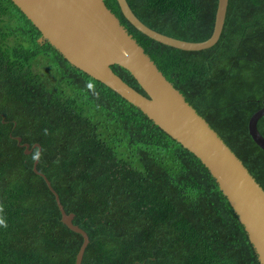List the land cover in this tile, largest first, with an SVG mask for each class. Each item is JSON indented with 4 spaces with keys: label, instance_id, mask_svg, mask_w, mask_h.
<instances>
[{
    "label": "trees",
    "instance_id": "16d2710c",
    "mask_svg": "<svg viewBox=\"0 0 264 264\" xmlns=\"http://www.w3.org/2000/svg\"><path fill=\"white\" fill-rule=\"evenodd\" d=\"M127 1L172 37L213 33L218 0ZM105 3L264 188V150L248 128L264 106V0H229L219 40L201 50L161 43L117 0ZM39 37L12 0H0V264H76L83 243L33 169L36 143L37 170L89 236L82 264H261L201 160ZM112 69L146 95L128 70ZM258 129L264 136V116Z\"/></svg>",
    "mask_w": 264,
    "mask_h": 264
},
{
    "label": "water",
    "instance_id": "95a60500",
    "mask_svg": "<svg viewBox=\"0 0 264 264\" xmlns=\"http://www.w3.org/2000/svg\"><path fill=\"white\" fill-rule=\"evenodd\" d=\"M41 31L38 41H48L72 65L101 81L127 101L138 107L156 125L197 156L209 170L225 195L264 264V188L243 161L226 144L209 122L197 112L159 69L136 38L129 33L105 0H12ZM125 18L145 35L166 45L183 50H201L217 43L224 28L229 0H218L214 30L204 41H188L159 32L142 22L127 0H117ZM119 65L130 72L146 95L128 84L112 69ZM264 106L254 112L248 122L249 134L264 150V136L258 121ZM21 141V137H17ZM30 153V144H25ZM34 161V171L47 182L54 193L62 221L83 236L76 256L82 264L87 232L73 222L49 179L37 170L41 145Z\"/></svg>",
    "mask_w": 264,
    "mask_h": 264
},
{
    "label": "rangeland",
    "instance_id": "374dc122",
    "mask_svg": "<svg viewBox=\"0 0 264 264\" xmlns=\"http://www.w3.org/2000/svg\"><path fill=\"white\" fill-rule=\"evenodd\" d=\"M40 68H43V62L40 64V66H39Z\"/></svg>",
    "mask_w": 264,
    "mask_h": 264
},
{
    "label": "clouds",
    "instance_id": "9594fccd",
    "mask_svg": "<svg viewBox=\"0 0 264 264\" xmlns=\"http://www.w3.org/2000/svg\"><path fill=\"white\" fill-rule=\"evenodd\" d=\"M91 86V85H90ZM0 224H3V221H0ZM6 226V225H5Z\"/></svg>",
    "mask_w": 264,
    "mask_h": 264
}]
</instances>
